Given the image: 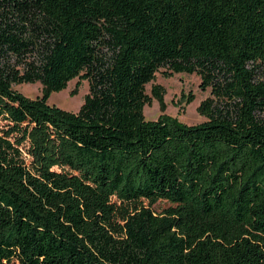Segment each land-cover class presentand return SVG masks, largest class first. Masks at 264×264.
<instances>
[{
  "label": "trees",
  "instance_id": "obj_1",
  "mask_svg": "<svg viewBox=\"0 0 264 264\" xmlns=\"http://www.w3.org/2000/svg\"><path fill=\"white\" fill-rule=\"evenodd\" d=\"M263 68L264 0H0V264H264ZM160 70L204 122L145 120Z\"/></svg>",
  "mask_w": 264,
  "mask_h": 264
},
{
  "label": "rangeland",
  "instance_id": "obj_2",
  "mask_svg": "<svg viewBox=\"0 0 264 264\" xmlns=\"http://www.w3.org/2000/svg\"><path fill=\"white\" fill-rule=\"evenodd\" d=\"M264 69V68H263ZM162 70L155 74L152 83L145 86L147 95L150 96L151 86L158 85L163 89V107L152 100L149 106H145L143 115L146 121L157 120L161 115L177 119L185 125H195L205 121V117L200 115L198 108L208 99H215L211 96L210 90L203 91L200 88V79L196 75L177 74L170 78L162 76ZM264 73V70H263ZM13 89L29 99L39 97L43 88L39 83L13 85ZM88 94V84L86 81L79 83V79H74L67 84L65 90L55 92L50 95L48 104L71 113H76L84 103ZM192 102L188 103L189 99ZM217 102V101H215ZM170 206L167 202H158L152 206L156 213Z\"/></svg>",
  "mask_w": 264,
  "mask_h": 264
}]
</instances>
